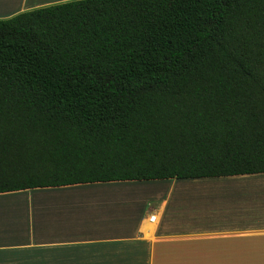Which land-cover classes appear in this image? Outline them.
I'll list each match as a JSON object with an SVG mask.
<instances>
[{"label": "trees", "instance_id": "16d2710c", "mask_svg": "<svg viewBox=\"0 0 264 264\" xmlns=\"http://www.w3.org/2000/svg\"><path fill=\"white\" fill-rule=\"evenodd\" d=\"M264 173V0H72L0 18V194Z\"/></svg>", "mask_w": 264, "mask_h": 264}, {"label": "crops", "instance_id": "0c3cea01", "mask_svg": "<svg viewBox=\"0 0 264 264\" xmlns=\"http://www.w3.org/2000/svg\"><path fill=\"white\" fill-rule=\"evenodd\" d=\"M69 1L0 0V18ZM204 179L201 190L197 180ZM178 181L197 185L185 191L195 194L191 214L170 216L164 194L150 203L127 198L138 184H170L160 190L171 192ZM25 191L33 193L10 198ZM0 197L10 198L0 201V264H264V173L97 182Z\"/></svg>", "mask_w": 264, "mask_h": 264}, {"label": "rangeland", "instance_id": "374dc122", "mask_svg": "<svg viewBox=\"0 0 264 264\" xmlns=\"http://www.w3.org/2000/svg\"><path fill=\"white\" fill-rule=\"evenodd\" d=\"M197 181H200L199 183H202V184H198L200 186L201 190H204V188H207L208 179L197 180ZM193 182H195V181H178V182H175L174 184H171V185H173V188H175L176 191H173V189H172L171 192H167L169 189H166V191H164L167 186L170 187V184L158 185L156 182L152 183L150 185L138 184L136 186H133V188H130V189L138 190L137 191L138 193H133V195L130 194V196H127V198H132L133 200H138L139 204L145 203V202L150 203L151 202L150 200H153V201L159 200L161 197H163V194H164V196H166L168 198V200H171L169 210H168L170 216L173 215L171 211L179 210V209L182 210V212L191 214L192 206H193V199L195 197L194 196L195 194L186 193L185 191L186 190H197L195 188L194 189H187L186 188V187H189V188L197 187V185L193 184ZM204 182H207V183H204ZM190 184H193V185H190ZM165 185H166V187H165ZM161 186L165 187L163 191L160 190ZM122 187H124V186H122ZM146 187L148 189H150L151 191H146L145 190ZM31 193H33V192H30V191L19 192V194H14L10 198H12V197H17V198L29 197V195H31ZM10 198L9 197H0V201H2V202L9 201ZM134 205L136 206L135 203L131 206H134ZM181 207H184V208H181ZM4 253H7V252H4ZM18 263L22 264L23 261L18 262Z\"/></svg>", "mask_w": 264, "mask_h": 264}]
</instances>
